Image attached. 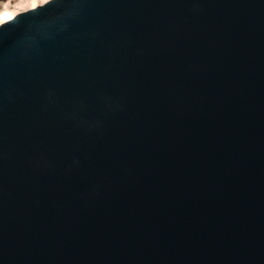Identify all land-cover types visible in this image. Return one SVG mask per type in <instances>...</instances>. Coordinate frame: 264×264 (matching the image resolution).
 Masks as SVG:
<instances>
[{
  "label": "water",
  "instance_id": "95a60500",
  "mask_svg": "<svg viewBox=\"0 0 264 264\" xmlns=\"http://www.w3.org/2000/svg\"><path fill=\"white\" fill-rule=\"evenodd\" d=\"M0 264H264V0L0 27Z\"/></svg>",
  "mask_w": 264,
  "mask_h": 264
},
{
  "label": "bare ground",
  "instance_id": "6f19581e",
  "mask_svg": "<svg viewBox=\"0 0 264 264\" xmlns=\"http://www.w3.org/2000/svg\"><path fill=\"white\" fill-rule=\"evenodd\" d=\"M50 1L51 0H47V3L50 2ZM19 2H20V0H0V23H2L3 20L6 18V12L5 11H9L7 13V15H10L11 12H17V11H19V13L22 14L24 12L31 11V8L35 9L34 6L29 5L27 7H24L23 9H19L18 10L17 7H16V5ZM36 4H41V3H39V0H37V3ZM5 5H8L7 8L5 7ZM17 16H15V17H17ZM15 17L11 18L10 21L13 20Z\"/></svg>",
  "mask_w": 264,
  "mask_h": 264
},
{
  "label": "snow or ice",
  "instance_id": "6c2138e0",
  "mask_svg": "<svg viewBox=\"0 0 264 264\" xmlns=\"http://www.w3.org/2000/svg\"><path fill=\"white\" fill-rule=\"evenodd\" d=\"M21 2H23V3H34V4H36L37 3V0H20V2L17 3V5L20 4ZM39 3L45 4V3H47V0H39ZM7 6L8 5H5L6 8H7ZM17 9L19 10V9H23V8H17ZM5 12H6V18L3 20L2 23H0V27H2L3 25H5L6 23H9L11 18H13V17H15V16H17V15L20 14L19 11H17V12H11L10 15H7V13L9 11H5Z\"/></svg>",
  "mask_w": 264,
  "mask_h": 264
},
{
  "label": "clouds",
  "instance_id": "9594fccd",
  "mask_svg": "<svg viewBox=\"0 0 264 264\" xmlns=\"http://www.w3.org/2000/svg\"><path fill=\"white\" fill-rule=\"evenodd\" d=\"M29 5L34 6V3H23V2H21L20 4L16 5V7L17 8H24V7H27Z\"/></svg>",
  "mask_w": 264,
  "mask_h": 264
},
{
  "label": "built area",
  "instance_id": "2783aa9c",
  "mask_svg": "<svg viewBox=\"0 0 264 264\" xmlns=\"http://www.w3.org/2000/svg\"><path fill=\"white\" fill-rule=\"evenodd\" d=\"M42 5H44V4H35L34 7L37 8L38 6H42ZM31 10H33V8H31Z\"/></svg>",
  "mask_w": 264,
  "mask_h": 264
}]
</instances>
